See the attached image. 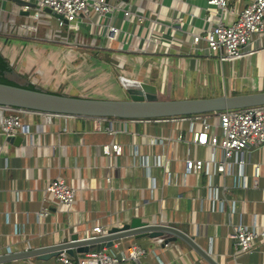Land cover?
<instances>
[{
    "label": "crops",
    "instance_id": "obj_1",
    "mask_svg": "<svg viewBox=\"0 0 264 264\" xmlns=\"http://www.w3.org/2000/svg\"><path fill=\"white\" fill-rule=\"evenodd\" d=\"M110 1L123 3L143 15L144 21L124 15L120 9L107 16L90 9L88 16L59 27L58 17L46 10L36 16V8L31 9L26 16L13 12L10 2L0 1V56L9 64L7 77L22 86L32 84L50 91L47 85L57 83L53 68L59 66V59L69 57L95 60L107 70L101 72L93 92L69 91L82 97L128 99L126 88L135 89L141 81L155 85L159 98L166 100L264 91V36L256 37L247 47L256 48L253 54L233 62L209 54L205 41H192L193 33L206 35L219 20L226 25L233 23L250 0H230L224 13L206 0ZM19 20L22 22L17 25ZM29 25L36 26L37 37L12 35L8 42L4 40L3 31L27 33ZM110 26L119 29L116 39L109 38ZM66 39L70 44L61 41ZM28 53L35 69L28 62ZM5 115L7 112L0 109V254L57 244L73 233L86 236L95 227L107 230L140 217L167 222L194 235L220 264H264V235L255 241L251 252L235 256L230 226L231 220L241 221L264 231V146L253 149L249 157L246 188L235 186L231 177L213 178L221 189L226 186L229 198L238 201V213L231 216L227 211L211 210L207 176H184L188 146L175 139L182 132L187 134V122L70 118L30 110L22 114L29 132L17 146L1 131ZM151 136L164 141L151 144ZM114 142L124 147L123 154H104L102 147ZM190 152L193 157L210 154L194 145ZM157 155L163 156L164 167L155 165ZM141 156L148 158L157 179L153 196ZM253 163H261L258 178L253 174ZM167 172L173 175L171 185L165 184ZM58 176L76 189L75 202L69 207L50 196L44 199L45 186ZM44 205L49 215L39 222L37 213ZM134 244L143 247L146 255L140 262L122 264H209L181 240L164 245L162 238L131 236L115 241L107 251L127 252ZM3 264L65 263L53 257Z\"/></svg>",
    "mask_w": 264,
    "mask_h": 264
},
{
    "label": "built area",
    "instance_id": "obj_2",
    "mask_svg": "<svg viewBox=\"0 0 264 264\" xmlns=\"http://www.w3.org/2000/svg\"><path fill=\"white\" fill-rule=\"evenodd\" d=\"M30 1V0H29ZM36 4V16L46 8L52 9L57 14L59 27L65 23L75 22L83 16H88L91 9L96 13L107 16L115 10H123L124 15L135 17L138 22H143V15L133 12L128 6L112 3L110 0H31ZM210 6L216 7L222 13L228 10L230 0H206ZM31 25L28 26V28ZM36 29V27H33ZM119 29L110 26L109 38L116 39ZM264 36V0H250V2L239 13L238 18L231 24L226 25L222 20L215 23L206 35L198 33L192 34V41L195 44L205 41L209 54H218L221 61H235L242 59L256 50L247 49L256 39ZM65 44H70L68 39L61 40ZM0 109L7 112L2 119L1 131L8 136L25 135L29 132V127L24 123L22 114L31 109L17 108L12 106L0 105ZM36 111V110H33ZM42 114L48 112L39 111ZM52 114V113H50ZM59 116L73 118L76 115L57 114ZM108 119L106 117H99ZM159 121H170L172 123H188L187 134L180 133L175 139L187 144V154L184 158V176L189 174H203L209 180V194L207 200L210 202L212 211H227L228 215L238 213V201L229 198L226 193V186L223 189L213 183V178L217 175L231 177L234 179L235 186L246 188L245 168L250 163V155L255 148L264 146V105L250 106L239 109H227L217 112L204 114H194L187 116H175L156 118ZM113 133L112 128H107ZM150 143H163L161 137H149ZM209 150L208 157H193L190 147ZM102 151L106 155L120 156L123 154L124 147L117 143L104 145ZM134 149L133 154L137 155ZM141 165L145 169V174L151 179L152 196L158 187L157 179L151 173L149 160L141 156ZM155 165L164 167L162 155H157ZM253 174L256 178L261 175V163H253ZM107 180H110L108 178ZM166 185L173 184V175L166 173ZM50 196L59 205L71 206L76 199V189L70 185L63 177H56L44 188V199ZM49 215L46 205L37 213L40 221ZM233 229L232 237L236 243L235 256L249 253L253 250L255 241L264 231L259 232L255 225H246L241 221L235 223L230 221ZM105 229L95 227L92 234L105 233ZM75 260L67 256L66 253L59 255V259L65 264H122L128 261L140 262L146 255V250L139 245H131L127 252L107 250L101 252H88L81 254Z\"/></svg>",
    "mask_w": 264,
    "mask_h": 264
},
{
    "label": "water",
    "instance_id": "obj_3",
    "mask_svg": "<svg viewBox=\"0 0 264 264\" xmlns=\"http://www.w3.org/2000/svg\"><path fill=\"white\" fill-rule=\"evenodd\" d=\"M2 1V0H0ZM11 3L16 14L30 15L31 9L37 6L29 0H6ZM27 7L28 9H21ZM30 8V9H29ZM46 11L56 17H61L50 8ZM0 38V54L2 42ZM124 85V82H122ZM135 89L126 88L128 99H99L82 96H72L50 92L43 89H31L22 85H12L0 82V105L36 111L71 114L77 116L106 117L120 119H156L175 116L204 114L227 109H239L250 106L264 105V91L248 94L221 95L210 98L160 99L155 85L139 82ZM7 141L20 146L24 141L22 135L8 136ZM162 238L164 245L181 240L189 245L209 264H220L211 253L202 248L194 235L162 221H146L134 217L130 222L107 229L105 233L82 236L73 233L57 244L36 247L25 251L0 254V264L24 258L49 260L62 253L75 258L92 250L101 252L111 249L115 241L127 237Z\"/></svg>",
    "mask_w": 264,
    "mask_h": 264
},
{
    "label": "rangeland",
    "instance_id": "obj_4",
    "mask_svg": "<svg viewBox=\"0 0 264 264\" xmlns=\"http://www.w3.org/2000/svg\"><path fill=\"white\" fill-rule=\"evenodd\" d=\"M21 22L22 21L19 20L17 25H20ZM33 27H36V26H30L27 30V33L17 32L16 30H12V31L7 30V31H3L2 33L4 35L3 34L2 35L6 42L9 41V37L12 35H17L19 37L27 36V35L31 37H37V34L36 32H34L35 29H33ZM30 56H31L30 53H28V62H30L31 67L35 69V66L31 64ZM58 63H60L59 66L53 68L54 69L53 77H54V81H56L57 83H61L62 89H60L61 87H58L57 83L56 84L51 83L47 85L48 86L47 88L50 89V92L62 93V94H67V95H74V93H69V91H73V90L79 94L80 92H84V93L93 92L94 90H96V87H95L96 84L99 82V80H101L100 79L101 72L102 71L107 72V70L104 69L103 67H99L97 64V61L95 60L94 61H84V60H79L78 58L73 60L67 57V58L59 59ZM120 91L121 93H123L122 89L119 88V92ZM121 93L120 95H122ZM74 96H78V95H74ZM99 99H102V98H99Z\"/></svg>",
    "mask_w": 264,
    "mask_h": 264
},
{
    "label": "trees",
    "instance_id": "obj_5",
    "mask_svg": "<svg viewBox=\"0 0 264 264\" xmlns=\"http://www.w3.org/2000/svg\"><path fill=\"white\" fill-rule=\"evenodd\" d=\"M8 62L7 60L3 57V56H0V82L1 83H6V84H12V85H19L18 83L10 80L8 77H7V72H8ZM24 87H27V88H31V89H37V87L35 85H32V84H26V85H23Z\"/></svg>",
    "mask_w": 264,
    "mask_h": 264
}]
</instances>
